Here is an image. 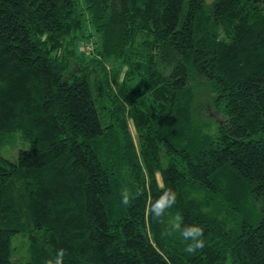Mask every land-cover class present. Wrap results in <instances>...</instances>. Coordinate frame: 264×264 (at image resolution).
<instances>
[{
    "label": "trees",
    "instance_id": "obj_1",
    "mask_svg": "<svg viewBox=\"0 0 264 264\" xmlns=\"http://www.w3.org/2000/svg\"><path fill=\"white\" fill-rule=\"evenodd\" d=\"M196 88L221 120L196 117ZM178 221L203 248L167 234ZM61 249L264 264V0H0V264Z\"/></svg>",
    "mask_w": 264,
    "mask_h": 264
},
{
    "label": "clouds",
    "instance_id": "obj_2",
    "mask_svg": "<svg viewBox=\"0 0 264 264\" xmlns=\"http://www.w3.org/2000/svg\"><path fill=\"white\" fill-rule=\"evenodd\" d=\"M139 195V193H137ZM130 194L128 191L122 193V203L124 205L129 204ZM177 202V196L174 191H164L158 199H156L150 208L151 215L154 219H158L164 216L168 209H171ZM182 221H178L172 224L168 235H172L174 232H178L183 242L191 241L186 245V251L188 253H194L196 250L204 247L203 230L199 226L184 224L181 226ZM65 252L63 249L58 250L54 259L49 260L48 264H64Z\"/></svg>",
    "mask_w": 264,
    "mask_h": 264
},
{
    "label": "rangeland",
    "instance_id": "obj_3",
    "mask_svg": "<svg viewBox=\"0 0 264 264\" xmlns=\"http://www.w3.org/2000/svg\"><path fill=\"white\" fill-rule=\"evenodd\" d=\"M213 0H204L206 5H210L212 3ZM87 48H89L90 50L92 49V46H88ZM209 93L207 92L206 88L203 90H199L198 88H196V100H195V114L196 117L199 118L201 121H219L220 119V115L217 111H215V109L213 108V106L210 103V96L208 95ZM132 131V128H130ZM132 136L135 139V134L134 132H132ZM136 140V139H135ZM18 147L20 148V145H17L15 147V149H18ZM6 148L5 147L2 150V155L7 158V152L5 151ZM16 155V152L14 150H11L10 152V157L13 159V157ZM9 159V158H7ZM10 160V159H9ZM15 247L17 249L16 255L14 256L13 260L17 261V262H21L23 260L24 255H25V250L22 247V245H20V242L17 241L15 243Z\"/></svg>",
    "mask_w": 264,
    "mask_h": 264
}]
</instances>
